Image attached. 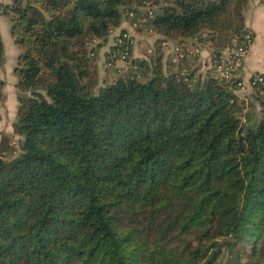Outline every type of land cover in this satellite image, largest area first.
Masks as SVG:
<instances>
[{"label":"trees","instance_id":"trees-1","mask_svg":"<svg viewBox=\"0 0 264 264\" xmlns=\"http://www.w3.org/2000/svg\"><path fill=\"white\" fill-rule=\"evenodd\" d=\"M248 1L5 7L20 141L9 157L0 145V264H264V80L245 104L241 69L199 77L180 62L185 39L210 61L239 43ZM124 19L155 46L121 45L125 71L97 86L98 49Z\"/></svg>","mask_w":264,"mask_h":264},{"label":"rangeland","instance_id":"rangeland-1","mask_svg":"<svg viewBox=\"0 0 264 264\" xmlns=\"http://www.w3.org/2000/svg\"><path fill=\"white\" fill-rule=\"evenodd\" d=\"M10 2V0H7ZM6 19V18H5ZM141 34L150 36L144 30L138 31ZM137 32V33H138ZM2 43L4 47L3 59L0 64V79L3 81L2 96L0 97V145L2 147L3 156L9 157L14 154V151L19 149L20 137L12 132V123L14 121L16 108H17V89L15 87V76L13 73V66L15 64V58L17 54V46L13 43V40L6 30L2 36ZM201 45H207L206 43L199 42ZM140 52L146 57L149 53L146 45L140 46ZM210 55V51L208 50ZM190 55V54H189ZM107 56H97L96 68H97V86L102 85L105 82L113 80L117 75L125 71L126 64L122 59H115L112 63H108ZM205 56L199 55V57H188L186 60H181V64L193 71L194 76L198 75L202 77L204 74L211 75L213 72L212 66L205 60ZM252 76V75H251ZM244 77V81L246 80ZM243 92V99L245 104L251 103L253 94L249 85L244 84V87L240 89Z\"/></svg>","mask_w":264,"mask_h":264},{"label":"crops","instance_id":"crops-1","mask_svg":"<svg viewBox=\"0 0 264 264\" xmlns=\"http://www.w3.org/2000/svg\"><path fill=\"white\" fill-rule=\"evenodd\" d=\"M244 23L248 32L251 33L253 39L244 57L243 65L240 70L241 72L240 75L243 81H244V77L246 76L247 78L244 82H247L248 78L252 74H262L264 76V0L248 1L247 7L244 12ZM123 29L128 31L134 39L133 51H132L134 57L145 58V56L140 52L141 45H146V47L155 46L154 42L156 36H152V35L147 36L145 35L146 33L140 35L138 30L133 29L129 25L128 21L124 19L121 21L119 27L112 30V32L108 35L107 40L103 42L102 45L99 47L97 56H100L101 53L103 54V56L104 55L106 56V53L113 46L115 35H117V33ZM6 30H8L9 33L7 21L3 16H0L1 38ZM171 42L172 41L169 40L167 41V45L169 46L168 48H166V46H163L164 61L170 58ZM183 46H185L187 50V53L185 54L183 60H186V58L188 57H197V56L199 57V55H201V56H205L204 57L206 58L205 60L209 63L210 66H212L207 45H201V43H198L197 41L195 42L194 39L193 40L185 39ZM237 94L240 98L243 99L244 95L242 91H238Z\"/></svg>","mask_w":264,"mask_h":264},{"label":"built area","instance_id":"built-area-1","mask_svg":"<svg viewBox=\"0 0 264 264\" xmlns=\"http://www.w3.org/2000/svg\"><path fill=\"white\" fill-rule=\"evenodd\" d=\"M13 0L8 2L7 0H0V14L5 10L6 6H9ZM136 23H132L131 27L135 29ZM252 35L250 32H246L239 43L234 44V46L225 48L219 53L212 56V67L214 75L218 79H230L236 75V72L241 69L244 61V57L248 51L249 46L252 43ZM126 43L134 44V39L128 31H123L114 38L113 45L117 47L116 51L112 53V56L118 55L120 59H124L127 55V51L121 49L120 46ZM120 48V49H119ZM126 48V47H124ZM177 48L174 47L173 50ZM264 77L261 74H256L250 76L247 80V85L251 86L256 82H263ZM246 82H238L241 88L244 87Z\"/></svg>","mask_w":264,"mask_h":264}]
</instances>
